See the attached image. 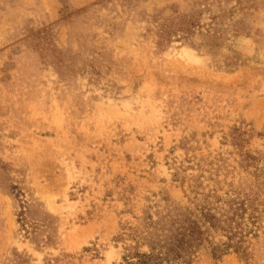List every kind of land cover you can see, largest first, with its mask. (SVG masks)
<instances>
[{
    "label": "rangeland",
    "instance_id": "374dc122",
    "mask_svg": "<svg viewBox=\"0 0 264 264\" xmlns=\"http://www.w3.org/2000/svg\"><path fill=\"white\" fill-rule=\"evenodd\" d=\"M169 249L264 264V0H0V264Z\"/></svg>",
    "mask_w": 264,
    "mask_h": 264
},
{
    "label": "trees",
    "instance_id": "16d2710c",
    "mask_svg": "<svg viewBox=\"0 0 264 264\" xmlns=\"http://www.w3.org/2000/svg\"><path fill=\"white\" fill-rule=\"evenodd\" d=\"M211 225V224H210ZM223 250L225 252H221L220 254H224L226 253V247L227 245L223 246ZM177 249H180V246L177 247ZM177 249L175 250H171L169 249L170 253L172 252L174 255H167V253H153V252H149V253H136L134 258H135V262H129L127 261V264H168L174 261L173 257H181L178 252ZM163 255V256H162ZM212 255L214 256H218L215 254V251H212ZM129 258L132 257H128V256H124L125 260H129ZM218 258V257H217ZM176 264H191V262H189L188 260L183 259L181 263H179L178 261H176Z\"/></svg>",
    "mask_w": 264,
    "mask_h": 264
}]
</instances>
